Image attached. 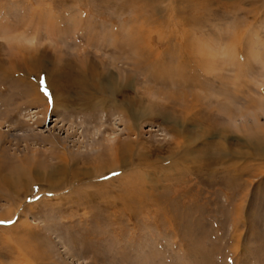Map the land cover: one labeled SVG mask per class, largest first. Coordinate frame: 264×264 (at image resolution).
Returning <instances> with one entry per match:
<instances>
[{
	"label": "rangeland",
	"instance_id": "1",
	"mask_svg": "<svg viewBox=\"0 0 264 264\" xmlns=\"http://www.w3.org/2000/svg\"><path fill=\"white\" fill-rule=\"evenodd\" d=\"M1 22L0 264H264V0H0ZM181 73L190 114L161 94Z\"/></svg>",
	"mask_w": 264,
	"mask_h": 264
},
{
	"label": "bare ground",
	"instance_id": "2",
	"mask_svg": "<svg viewBox=\"0 0 264 264\" xmlns=\"http://www.w3.org/2000/svg\"><path fill=\"white\" fill-rule=\"evenodd\" d=\"M2 24L0 25V30H1V32H3V31H5V29H7L8 28V24L6 25V24H4L3 22H1ZM38 24V23H37ZM2 28H4V30H2ZM37 28V27H36ZM52 28V31L54 32H56V33H53V34H57L58 33V31L60 32V30L61 29H54L53 27H51ZM51 30V29H50ZM9 31V30H8ZM37 31H38V29H37ZM62 31V30H61ZM66 31H67V29H66ZM118 31V30H117ZM0 32V33H1ZM63 32V31H62ZM114 32V31H113ZM51 33V32H50ZM64 33V32H63ZM67 33H68V31H67ZM116 33V32H115ZM52 34V33H51ZM114 35V34H113ZM127 36V35H126ZM125 36V37H126ZM130 37V36H129ZM129 37H127L128 39H129ZM131 40V39H130ZM127 42V41H126ZM123 43V42H122ZM132 46H131V43H129L128 44V51H130L131 52V50H132ZM214 49V48H213ZM262 68H264V64H263V67ZM172 71L173 70H168L167 72H165L164 70H163V72H161V71H159L158 72V74H156V75H158V76H161V77H167V75H170V76H172L171 75V73H172ZM5 73V72H4ZM175 73H177V72H175ZM183 73V72H182ZM182 73L180 74L181 75V77L183 76L182 75ZM169 76V77H170ZM173 76H175L174 74H173ZM179 76V75H178ZM180 77V78H181ZM183 82L185 83V86L183 85V84H181L178 80V83H179V88L176 90L175 88H177V87H175V88H173V89H175L176 90V92H174L173 91V94H171L170 93V91H168L167 89L168 88H163L162 89V91H161V94H164V95H166V96H168V97H173V96H176V94H177V97H176V99L177 100H179L180 101V105H179V107H184V110H183V113H186V114H188V112H189V114L191 113V110H192V100L191 101H189L188 99L191 97L192 98V90L191 89H189V85H191L192 83H190L191 82V80H192V75H190V76H183ZM158 79V78H157ZM82 80H83V78H82ZM166 80H169V78H166ZM165 80V81H166ZM155 81H156V79H155ZM158 82V81H157ZM170 82H174L173 80L172 81H170ZM176 82V81H175ZM166 83V82H165ZM167 83H168V81H167ZM178 83H174L175 84V86L177 85L178 86ZM95 85V84H94ZM163 85H166V84H163ZM172 86H174L173 85V83H172ZM171 86V87H172ZM186 86H188L187 88H186ZM168 87L170 88V86L168 85ZM208 87H209V85H208ZM207 88V87H206ZM104 89H106L105 87H102V89L101 90H104ZM112 89V88H111ZM209 89H210V87H209ZM214 89V88H213ZM172 90V89H171ZM180 90V91H179ZM116 90H115V87H114V89H112V93H116L115 92ZM172 92V91H171ZM215 92V91H214ZM213 92V93H214ZM230 91L227 89V88H221V89H219L218 91H216V95H207L206 93H204L206 96H210L209 97V100H208V105H213V104H216L217 106L219 105L220 106V109L222 110V112H227L228 114H229V116L231 115V119H232V116L233 117H236V114L237 113H239L238 111H240V109L238 108V109H230V111L228 110V108H229V106L231 105V104H239L238 103V101H239V99L237 98L238 96L237 95H234V94H232V93H229ZM111 93V94H112ZM218 93V94H217ZM217 95H219V96H223V97H225L226 98V103L228 104V105H226V104H222V102L219 100V99H217L215 96H217ZM175 98V97H174ZM240 98V97H239ZM186 100L189 102L187 105H185L183 102H186ZM193 101H195L196 102V104H198V103H201V96L200 95H198V94H193ZM121 108V107H120ZM229 111V112H228ZM129 114H128V116L129 117H131L132 118V116L133 115H131V111L130 112H128ZM143 113V112H142ZM125 114H127V113H125ZM137 115V114H136ZM139 115H141V113L139 114ZM145 116H146V114H144ZM240 115V114H239ZM127 116V117H128ZM134 116H135V114H134ZM142 116H143V114H142ZM238 116V115H237ZM139 117V116H138ZM241 118L242 119H244L245 121H246V119L248 120V116L246 117V115H241ZM253 119V118H252ZM244 121V122H245ZM246 124L248 123V122H245ZM184 125V124H183ZM182 125V126H183ZM181 126V128L182 129H180V131H177V130H175V129H173L172 130V132H174L175 134H177V135H181L182 136V138H184L185 140H186V142L184 143L185 145H186V149L184 150V151H180L181 150V148H180V146L181 145H183V142H178V144H181V145H179L178 147H179V149H178V151L179 152H171L172 154H171V157L173 158H175L176 159V161L174 162H172V163H170V165L169 164H165V166L160 170L161 171V174H165V176H166V178L168 177V180L172 177V175H170V174H168L167 175V172H172V173H174V174H177V173H183V172H180L181 170H183V171H186V172H190L191 171V169L192 168H189V171L188 170H186V166L187 165H185L184 164V160H186L187 158H191L192 159V136H187L186 134V131L184 130V127H182ZM245 127V126H244ZM247 127H248V125H247ZM129 128V127H128ZM133 128V127H132ZM263 134V133H262ZM204 135H206V132H205V134ZM258 138L255 140V141H253L251 144H252V146H253V149L259 154V155H261V156H263L264 157V135H258L257 136ZM112 140H114V139H111V140H109V141H107V142H109V143H112ZM62 149L63 150H65L67 153H66V157L64 158V160H63V158H61L60 160H63V161H65V164L66 165H71L72 164V162H74V153H73V151H72V149L65 143H63L62 145ZM112 147H113V145L112 146H110V152H115L116 154H118V153H124V154H126V153H130V152H132L133 151V145L131 144V143H127V144H125V148H123V150L122 151H120V150H118V149H115V148H113L112 149ZM227 146L225 145V143H223V142H216V143H214V144H211V145H209V146H207V149L205 150V152H203L204 153V155L202 156V158L206 161H208V159L209 160H211V162H213V163H219L220 161H222L221 160V158H222V156L225 154V151L227 150V148H226ZM117 150L119 151V152H117ZM139 150V149H138ZM109 152V153H110ZM113 153H111V154H113ZM179 153V154H178ZM175 154V155H174ZM178 154V155H177ZM114 156V155H113ZM63 157V156H62ZM127 157V156H126ZM125 157V158H126ZM184 159L183 161L181 160V159ZM123 159V158H122ZM35 160V159H34ZM117 160V159H116ZM179 160V161H178ZM181 160V161H180ZM190 160V159H189ZM118 161V160H117ZM191 161V160H190ZM76 162V161H75ZM164 162V161H163ZM31 163V162H30ZM111 163V162H110ZM192 163V162H191ZM29 159H27V160H24L23 161V163H22V166H20L19 168H16L15 170H14V173H16V174H14V176H10V179H12L14 182L13 183H15L16 185H19L18 183H22V181H23V179H22V177H25L26 176V172L28 173V171H29ZM79 164V163H78ZM83 164V163H82ZM164 164V163H163ZM74 165V164H73ZM81 165V164H80ZM52 167V166H51ZM77 167V166H76ZM58 168V167H57ZM56 168V169H57ZM64 168H66V166L64 165ZM102 169H103V167H101ZM51 170H52V168H50ZM58 169H61V168H58ZM100 169V168H99ZM112 173V172H111ZM32 174H34L33 172H32ZM144 174V173H143ZM16 175V176H15ZM136 175H137V177H142V173H136ZM135 175V176H136ZM34 176V175H33ZM38 174H36V176H34V177H36V179L38 178ZM118 176V175H117ZM164 176V177H165ZM100 177V176H99ZM47 178L49 179V180H53L55 177H54V172H50V173H47ZM163 178V177H162ZM137 179V178H136ZM143 179V178H142ZM172 179V178H171ZM133 180H135L134 179V177H132V176H128V177H126V184H129V187L127 188L128 190H132V191H134V190H136L137 189V185L135 184V181H137V180H135V181H133ZM141 180V179H140ZM143 182V181H142ZM152 184L154 183V184H156V182L155 181H152L151 182ZM26 185V184H25ZM24 185V186H25ZM126 186V185H125ZM21 191V190H20ZM83 194V193H82ZM11 195V194H10ZM83 196V195H82ZM92 196V195H91ZM96 196V195H95Z\"/></svg>",
	"mask_w": 264,
	"mask_h": 264
},
{
	"label": "snow or ice",
	"instance_id": "3",
	"mask_svg": "<svg viewBox=\"0 0 264 264\" xmlns=\"http://www.w3.org/2000/svg\"><path fill=\"white\" fill-rule=\"evenodd\" d=\"M0 223H3V221H0Z\"/></svg>",
	"mask_w": 264,
	"mask_h": 264
}]
</instances>
